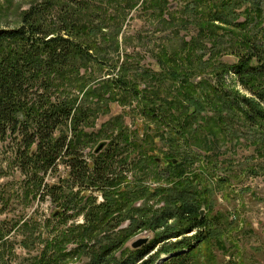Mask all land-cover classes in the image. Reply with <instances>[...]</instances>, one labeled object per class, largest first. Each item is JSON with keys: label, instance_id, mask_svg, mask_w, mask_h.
Here are the masks:
<instances>
[{"label": "rangeland", "instance_id": "1", "mask_svg": "<svg viewBox=\"0 0 264 264\" xmlns=\"http://www.w3.org/2000/svg\"><path fill=\"white\" fill-rule=\"evenodd\" d=\"M143 1L0 0V30L17 28L27 12L37 11L49 30L64 34L65 28L73 27L90 55L78 60L80 65L69 73L70 79L57 74L49 93L53 100L74 102L76 114L83 111L85 120L78 132H72L69 120L54 133L69 139L75 134L80 137L84 182L71 175L65 158L47 169L31 158L34 147L27 149L22 135L0 139V264H43L45 259H54L55 264H87L91 252L78 247L85 242L95 244L85 230L86 213L104 201L105 187L91 184L93 162L108 155L107 178L119 181L115 188L120 201L124 188L139 186L130 202L122 201L113 220L122 219L131 207H143L146 201L160 208V197L142 194L141 188L167 186V176L160 170L169 167L173 157L184 164L186 153L191 160L189 175L200 173L204 166L213 172L203 182L211 192L202 198L206 203L200 210L212 226L205 243L193 244L191 264H264V125H251L241 111L232 110L221 113V119L215 118L208 126L199 116L192 118L190 127L198 130L192 133L175 126L187 116L184 92L176 91V80L184 76L186 83L195 84L210 76L212 83H219L238 100L240 96L254 97L259 103L227 70L239 60V52L245 53L242 41L246 37L256 35L264 46V0H232L233 5L223 0H202L195 5V0H167L166 9L164 0L146 6ZM133 3L137 5L133 7ZM218 17L221 20H214ZM188 41L194 45L185 46V52L180 47L182 54L173 56L175 48ZM170 56L174 61L169 66L166 58ZM169 67L180 75H168ZM119 78L126 84L112 83ZM196 89L203 96L208 93ZM163 103L175 116L171 123L165 116L164 123ZM221 104L215 101L216 106L208 107ZM260 105L264 109V103ZM122 132L124 136L118 138ZM101 142L105 146L96 153ZM129 226L126 219L116 231ZM157 234L149 227L134 230L124 237L127 240L116 255L139 249L132 243L149 238L140 247L146 249L147 259L165 243L180 239L172 237L151 248ZM174 255L160 253L156 264Z\"/></svg>", "mask_w": 264, "mask_h": 264}, {"label": "trees", "instance_id": "2", "mask_svg": "<svg viewBox=\"0 0 264 264\" xmlns=\"http://www.w3.org/2000/svg\"><path fill=\"white\" fill-rule=\"evenodd\" d=\"M154 1L144 0L142 4L144 6L152 5ZM199 1L202 0H195L193 5ZM223 1L229 5L236 3L233 2L234 0ZM136 5L137 3L132 4L133 7ZM164 5H168L167 0H164L163 7ZM164 9L166 8L164 7ZM214 20L221 19L218 17ZM73 29V27L65 28L66 33L64 34L60 30H49L38 19L37 11H31L24 15L22 23L17 28L0 30V139L6 140V138H17L14 136L21 137L22 135L27 149L34 147V150L29 153L31 158L38 159L37 161L43 164L46 169L65 158L67 159L66 164L70 166L71 175L84 182L86 165L81 161L83 155L80 137L74 133L75 135L69 139L68 136H55L54 133L57 128L67 124L69 120L72 122V132H78L79 126L85 120L81 116L83 111L80 112V115L76 114L74 102L62 98L53 100L52 96H49L53 89L52 79H55L57 74L63 80L70 79L69 73L75 72L77 66L80 65L78 60L90 56L86 52L88 49V47L85 48L86 42L78 41L79 35ZM257 37L250 35L242 41L245 53L237 54L239 60L231 64L227 72L234 73L244 88L258 98L259 103L254 97L240 96L238 100L219 83H212L210 76L198 84L186 83L187 78L184 76L183 80H176V91L184 92L187 99L185 108L187 116L184 123L175 125L179 126L183 133H187V128L190 130L189 133L193 132L190 120L196 116H199L203 120V124L208 126L215 118L221 119V113L229 114L232 110L241 111L245 120L251 125L255 123L261 127L264 125V109L260 105V102L264 103V46L263 43L257 42ZM188 45L194 44L188 41L184 45L177 46L173 56L181 55L182 53L179 52L182 48H179L183 47L185 52V46ZM173 56L166 58V63L169 66L174 61ZM174 66L179 65L174 62ZM169 69L171 72H167L168 75H180L179 70L173 67H169ZM203 70L202 68L201 72ZM112 83L114 85L126 84L122 78L113 79ZM254 86L257 87V90ZM197 87L201 88L203 92L205 89L208 90L205 97L203 93H197ZM136 94L139 95L138 92ZM169 95L171 96V94ZM215 101L219 104L222 102L220 107H208L215 105ZM160 107V109L165 107L168 110L164 108L163 111L164 123L167 119L170 123L175 120L171 107L164 103ZM208 109L214 111L211 112ZM155 117L158 116L155 115ZM123 136L124 132L118 138ZM172 152L174 155H178V151ZM187 154L189 153L183 156L184 164L178 163L177 160L176 162V158L173 157L170 158L169 167L160 170L161 174L167 176V186L152 190L146 187L141 188L140 193L142 194L160 197L159 201L162 202L160 208L155 209L146 201V204L141 208L128 207V213L122 219L118 216L113 220L115 212L121 210L122 201L130 202V198L138 194L139 186L122 188L124 200L120 201L117 199L119 189L115 188L119 181L116 178H107L109 172L107 170H110V164L107 161L108 155L93 162L91 184L102 183L105 187H103L104 201L96 207L88 208L86 213L85 230L89 238H94L95 244L85 242L78 247L79 250L84 249L85 252H91L92 257L87 264H156L160 253L163 252L175 253L163 264H191L193 250H195V248L192 249L193 244L195 242L205 243L212 226L210 220L202 217L200 210L202 204L206 203L202 198L211 192V187L204 188L202 186L203 182L207 180V177H210L209 173L213 172L204 166L200 169V173L195 172L189 175L187 164L191 160H188ZM91 178L88 177V179ZM126 219L130 220V226L125 230L116 231L119 223ZM170 221L172 222L170 223ZM147 227L158 231L156 239L150 245L151 248L172 237H180V239L174 243H165L160 251L147 259H144L146 249L143 248L127 250L128 253L127 251L122 252L124 254H121L120 257L116 255L117 251L122 250L127 240L124 237L129 236L134 230ZM194 229L197 230L196 234L192 237L185 236ZM120 234L124 235L120 236ZM53 256L55 258V255ZM56 258L58 259V257ZM54 261V259L53 261L45 259L43 264H55Z\"/></svg>", "mask_w": 264, "mask_h": 264}, {"label": "water", "instance_id": "3", "mask_svg": "<svg viewBox=\"0 0 264 264\" xmlns=\"http://www.w3.org/2000/svg\"><path fill=\"white\" fill-rule=\"evenodd\" d=\"M104 146H105V142L99 143L98 144V147H97V150H96V153H98L99 151H101L104 148ZM201 214L203 215V210L201 211ZM148 240H149V238H147V239L146 238H139V239H137L136 241H134L132 243V246L134 248H140L143 245L147 244Z\"/></svg>", "mask_w": 264, "mask_h": 264}]
</instances>
